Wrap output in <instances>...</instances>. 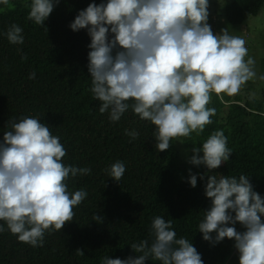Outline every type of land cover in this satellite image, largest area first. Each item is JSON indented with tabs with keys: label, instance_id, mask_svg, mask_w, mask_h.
<instances>
[{
	"label": "clouds",
	"instance_id": "9594fccd",
	"mask_svg": "<svg viewBox=\"0 0 264 264\" xmlns=\"http://www.w3.org/2000/svg\"><path fill=\"white\" fill-rule=\"evenodd\" d=\"M0 3L9 5V0ZM59 3L31 0L27 18L44 26ZM209 7V0H101L80 10L69 25L73 31L86 28L91 37L90 91L101 102L100 113L108 112L109 120L117 122L131 108L155 126L157 151L169 149L173 140L191 139L192 133L200 136L216 114L215 108L208 107L212 95L235 96L257 78L256 61L248 55L245 39L226 28L214 33L208 23ZM22 32L12 24L5 35L10 43L23 44ZM109 32L114 34L111 39ZM35 75L32 72L29 79ZM259 79L264 80V75ZM8 127L0 142V221L20 242L43 246L45 233L62 230L73 220L74 207L88 196L83 188L70 193L66 181L92 170L65 165L66 149L60 138L37 117L10 120ZM125 134L130 140L140 135L135 129H126ZM227 141L222 129L213 131L202 147H193L189 163L218 168L232 152ZM125 171L122 161L106 169L117 182ZM189 183L196 186L195 174ZM205 194L211 198V207L198 224L203 239L214 243L234 239L239 264H264V198L253 190L248 177L209 175ZM93 219L101 217L93 214ZM236 222L246 230L228 226ZM172 224L162 216L154 217L151 242L131 244L140 255L104 256L101 264H145L149 258L161 264H203L192 243L183 236L177 238ZM4 231L0 224V232ZM77 254L84 252L77 249Z\"/></svg>",
	"mask_w": 264,
	"mask_h": 264
},
{
	"label": "trees",
	"instance_id": "16d2710c",
	"mask_svg": "<svg viewBox=\"0 0 264 264\" xmlns=\"http://www.w3.org/2000/svg\"><path fill=\"white\" fill-rule=\"evenodd\" d=\"M92 2L101 0H60L44 26L27 18L31 0L0 3V142L10 130V120L37 117L60 138L66 149L65 165L92 170L66 181L70 193L83 188L88 196L74 207L73 220L62 230L45 233L43 246L20 242L6 222L0 221L5 228L0 232V264H101L104 256L137 257L140 254L131 244L144 239L151 242L149 230L156 216L173 221L177 238H187L203 264H239L234 239L206 241L198 224L211 207V198L205 194L209 175L238 178L244 174L264 198V80L259 79L264 75V57L255 60L257 78L248 81L237 95L222 94L223 99L212 95L208 107L215 108L216 114L200 136L192 133L191 139L173 140L169 149L157 151L151 122L141 120L131 108L119 121L111 122L108 112L100 113L101 102L92 97L88 69L91 37L86 28L73 31L69 26ZM209 4L208 19L216 27L214 33H220L218 16L241 26L264 8V0H209ZM12 24L23 29V44L8 41L5 33ZM113 35L109 32V39ZM246 47L253 57L255 45L246 42ZM32 72L35 78L29 79ZM126 129H135L139 137L130 140ZM220 129L232 150L229 160L213 170L189 163L193 147H202L203 141ZM116 161L126 167L120 182L106 172ZM192 174L197 176L195 187L189 183ZM93 214L101 219L94 220ZM261 220L264 222V214ZM228 226L246 230L239 222ZM77 249L84 255H78ZM145 264L161 262L149 258Z\"/></svg>",
	"mask_w": 264,
	"mask_h": 264
},
{
	"label": "rangeland",
	"instance_id": "374dc122",
	"mask_svg": "<svg viewBox=\"0 0 264 264\" xmlns=\"http://www.w3.org/2000/svg\"><path fill=\"white\" fill-rule=\"evenodd\" d=\"M230 1V0H228ZM219 27L218 30L221 32L222 27L228 29L232 35L240 36L247 39L250 36L247 43H253L255 45L253 58L256 61H261L264 57V8L260 14L256 17H249L241 26H233L225 21L223 16H218ZM250 56V55H249ZM260 66V64H259ZM255 80V79H253Z\"/></svg>",
	"mask_w": 264,
	"mask_h": 264
},
{
	"label": "built area",
	"instance_id": "2783aa9c",
	"mask_svg": "<svg viewBox=\"0 0 264 264\" xmlns=\"http://www.w3.org/2000/svg\"><path fill=\"white\" fill-rule=\"evenodd\" d=\"M208 23H209V25L211 26L212 30H213V31H216V27H214L213 24L210 23V20H209V19H208Z\"/></svg>",
	"mask_w": 264,
	"mask_h": 264
},
{
	"label": "crops",
	"instance_id": "0c3cea01",
	"mask_svg": "<svg viewBox=\"0 0 264 264\" xmlns=\"http://www.w3.org/2000/svg\"><path fill=\"white\" fill-rule=\"evenodd\" d=\"M222 29H224V27H222Z\"/></svg>",
	"mask_w": 264,
	"mask_h": 264
}]
</instances>
